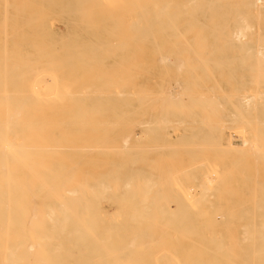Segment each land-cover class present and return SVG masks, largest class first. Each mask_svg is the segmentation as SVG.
<instances>
[{
    "label": "bare ground",
    "instance_id": "1",
    "mask_svg": "<svg viewBox=\"0 0 264 264\" xmlns=\"http://www.w3.org/2000/svg\"><path fill=\"white\" fill-rule=\"evenodd\" d=\"M50 1L52 3V0ZM85 1L80 0L82 4L83 2L84 3L88 2L89 0H87L86 2ZM90 1L93 2L94 0H90ZM95 1L97 4L96 5L97 7L99 8L102 7V4L99 5L98 4L99 2H97L99 0H95ZM105 1L106 0H104V2ZM112 1L113 2L115 1L114 3L117 4L119 0L117 1L112 0ZM133 1L134 0H130V1L128 0V3H127V0L126 1L123 0V2L122 0H120L119 1L120 3L119 2L118 3L120 5L121 3L122 4L127 3L125 4L127 5L126 7L125 6L123 7L124 4L122 5L123 10L125 12L126 8L129 11L130 8L132 9L131 7L132 5L135 7L136 6V4L134 5L135 2H137V5H139L138 0L134 1V3L132 4L131 2ZM139 1L141 2L142 5L147 6L149 4V2L148 4L147 2L146 4L142 3L143 1H147V0H143V1L139 0ZM148 1L152 2L149 4L150 5L149 9L155 10L154 13L152 12L153 10L151 11L153 13L152 14L153 17L155 15L157 16L155 21L152 19L151 14L149 15L151 17H148V19L149 18L151 19L150 20L151 25H153V23L157 25L156 22H160L157 25V28L155 25L154 26L149 25V20H148V25L146 24L147 19L145 18L148 15L145 18H142L141 22L139 21V19L144 16L143 15L144 12L146 14L151 13L150 10H148V8L144 7L145 8L144 9L141 4L140 5L142 8H140L139 11H136V8L138 7L137 9H139V6H136L134 8L135 10L132 9L131 11L130 9L129 11L131 15V16L129 15L131 17L129 20L130 22L128 21V23H125V25L123 24L121 28L122 30L123 28L125 30L127 29L125 28V26L134 27L135 25H137V27H141L142 25L141 23L143 22L147 26H150L146 28L145 25H143V28H142L143 30L147 32L150 31L149 33H146L147 36H144V37L150 38L151 36L152 38L150 40L153 42L156 41L155 44L152 43L153 45L156 46V48L157 46H160V47L166 46V48H163V49L158 47L160 49L157 48L154 51L152 50L151 51L152 53H150L149 51H141V49L138 47L139 45L137 46L133 42L132 44L129 43L132 40H136V39L138 40L141 37V35L144 33V31L143 33L141 32L142 34L140 35L138 33L140 32L138 31L140 28H138L137 30L135 29L136 27H134L132 29V33L138 31L137 33L139 34V36L136 33H133L134 36L133 34H130L131 29L130 30L128 29V32H126L127 30H125L126 34H124V31L120 32L121 28L119 31V27L122 24H120L119 26H116L118 28H113V26L111 25L109 27L108 25H106L107 28L106 27L100 28L102 30L109 29L108 30L109 35H110L109 33L110 31L112 30L115 31L114 32V34L116 33L115 36L114 35L109 36L111 40H114V42L112 43L110 42V44L107 43L108 41L103 42V43L102 42L95 43V42H90V41H84V39H81L80 38V36L82 35L80 33L81 31H76L77 28L75 26H70V25H73V24L75 25V24L80 23L86 26L93 21L92 17L93 15H95L96 12L100 16H104L101 13H104L105 10H103L104 8L103 9L101 8L99 11H96V9L90 11L95 6L94 7L92 6V8H90L89 5H93L94 2L92 4L91 3L83 4L85 5V7H82L83 5L81 6V3L78 0H76L75 5H77L78 7L80 6L79 9L83 8L82 11L78 9L81 12V14L80 13L77 14V10H76V8H78L77 6L75 7V10H76L75 13H72L69 10H68V13L70 14H68L67 12H62L60 14L56 12V14L60 16V19H58V22H60L63 25L62 29L57 28V26L55 28L53 27V25L50 26V21H49L50 27L48 31L50 32V36L52 37V41L48 45L49 50L48 48L42 50L44 46L40 47L41 49H39V47H36V45H34L33 43L24 44V45L14 43L13 41H11V39L10 40L5 39L6 36H3L4 39L0 42V227H3L2 228L3 231L1 230L2 231L1 238L3 241V245L1 244V240H0V244H1L0 254L1 255L4 254V256L2 255L3 264H30V263L31 264L32 263L34 264H166L167 261H169V264H182L179 251L182 248L185 249V246L181 245L178 235H181V232L182 233L186 232L187 229L189 230L187 232H190L191 229L189 227L191 226L189 225L192 222L188 220V222L190 223L189 225L187 223L186 224L187 226H184V225L181 226L182 222H184V220H181V219H182V216H184V218L185 216H188V217L190 216L194 218L198 217L197 213L198 211H200V209L196 208L197 212H193V210L190 209L193 213H196L195 214L196 217L193 213L192 215L194 216H191V214L188 213L189 209L186 208V206L188 205L187 204L183 205V204H185L184 200L185 199L187 200L189 198L190 194L188 195V193L190 192L187 193L186 189H184V187L181 186V183L183 182V180H178L177 178L178 176L175 174L173 170L172 171L176 175V178H177V180H174L173 182L175 183V185H178V187L175 186L176 188L172 190L173 192L169 191L170 187H169V190L164 187V185H167V184L168 186H170L171 183L174 184L172 180L165 181V179H167L166 177H169L168 179L171 178L170 174H172V171L170 172L168 170L170 168L169 167L170 165L166 167V165L164 164L165 168H167L166 170L165 169L164 170L166 172L169 171L170 173L169 174V173L164 172L165 174L163 173L162 175H167V174L169 175V176H165L164 177L165 179H164L163 177L162 178L159 177L160 175L158 174V172L155 174L156 178H154L152 174L150 173V171L147 169L149 165L140 164L143 160H145V158H142L144 154H141V152L147 150L146 148L148 147H146L147 145H144V147L141 148L140 147L141 145L139 146L140 144L139 143L138 149L136 150L134 149L135 138L133 137H135V134L133 133L132 130H133L135 123H138V125H140L142 129V132H141L142 134H140V136L141 135L143 136L144 134L145 135L143 136V138L145 139L144 141H147L152 136H155V138L157 137L156 131L160 127H161L160 129L164 131V134L162 136L168 137L169 133H167V130H166L167 128L174 129V128H178L176 127L177 125L182 127L186 123L200 121L201 117H199V115L201 116L202 114L203 116V113L202 111L200 112L201 114L198 112L200 111L198 110L200 108L198 107L199 102L196 100L197 99L196 96H195L196 98L194 96H191L192 89L191 88L189 89L188 84H186V82L190 83L191 81H194L190 83L191 85L193 83H196V81H198L199 76L202 77V75H204L203 77L205 78L206 75L207 77H209L208 76L209 74L211 75L210 77L212 78L213 75H212V72L210 71V68H211L210 65H209L210 67L208 66L209 69L207 68L208 70L206 68H203L204 65L202 61L208 57H206L207 55L204 54V52L206 51L203 52V51H200L199 47L197 48V44L207 43L206 46H208V43L213 42V40L216 38L217 40L223 39L224 41L223 44H226L225 45L226 47L228 43V50L230 49L229 43L231 42L233 44L234 41L235 42L237 41V43L239 42V45L241 47V44H242L241 42L248 40V38H246L247 34H249L251 30H253L252 23L257 17V14H261L262 12H264V0H156V1L148 0ZM3 2L5 3V0ZM28 2H30V0H28ZM28 2L27 3L25 2L26 4L25 8H27V5H29L30 3L31 4L34 3V2H30V3ZM78 2L80 5L78 4ZM106 2H108L109 5H111L110 4L111 1L107 0ZM129 2L131 4L129 5V8H128ZM4 3H2V5H4ZM19 3H21V1ZM23 3L20 5H23ZM6 4H7V1H6ZM107 4H104V5L106 6ZM119 4L114 5L116 6V10L119 7H121V6L118 7ZM151 4L154 5V8L153 7L151 8ZM87 5L90 9L87 7ZM13 6H14V11H15V8L17 7H15L16 6L15 4ZM114 6H112V8ZM22 7L23 6H21V9ZM85 8L87 9L85 10ZM112 8L110 7L111 9L110 13H112L115 9V8L113 9ZM106 9L110 11L109 8L106 7ZM146 9L149 12H147ZM127 10L125 12V15L129 14L127 13L128 12ZM142 10L144 12H142ZM84 11L87 12V14L85 13L86 15H88V12H90L91 14L90 17L92 19L90 23H88L89 15L86 17V15L83 14ZM93 11H96V12L92 14L91 12ZM100 11H103V12L99 13ZM106 11L104 14L108 15V16L107 15L105 16L106 21H107L109 20L108 17H112L111 15L112 14L114 15L115 13H112V14L109 13L110 14L109 16V14L106 13ZM140 11L143 14H141ZM4 12L5 11H3V8H2V11L0 12V26L1 25L3 26V22H6L4 20H5V16H7L6 14L7 12L5 13ZM20 12L23 13L21 10ZM132 12H133V16L134 15L136 16V17L134 16L136 19L133 18ZM31 13L33 14L32 11ZM97 13L96 15H98ZM139 13L141 14V16L140 15L138 16ZM3 14H4V17H3ZM56 14L53 13V15H56ZM61 14H63V17ZM79 14L80 15L83 14V16L86 17L87 22H84V20H82L84 18L83 16H80V18H75V16L76 15L79 16ZM121 14L122 13H120V15ZM64 15H65V18H64ZM119 16L117 17V19L118 18L121 19L120 17H122L123 15H121L120 17ZM159 16H161V20ZM34 17L31 20H30L31 17L28 18L29 21H32L34 23V20H33ZM115 17L116 16L114 15V18ZM123 17H126V16H123ZM105 18L103 19V21H101L102 19L99 20L100 23L105 22L104 21ZM37 19L38 18L35 17V21ZM29 21H27V25ZM114 21H116V23H119V21L116 19ZM123 21L124 20L120 22L124 23ZM39 23L40 22H38V24ZM95 25H97V23ZM2 26L1 28L4 29L5 24L3 27ZM36 26H39V25H36ZM84 26H79V28L83 29ZM92 27L93 25L91 23L90 28ZM106 30L104 34H106ZM2 31L3 30L1 29V34H3ZM117 31L120 32V35L121 33H123L122 35L124 36L121 35L120 37ZM157 31H158V35L156 34ZM15 32H13V34ZM108 34H107V37H108ZM20 35L21 37L20 36L19 37L22 38L23 37L22 34ZM128 35H130V37L132 35L131 41H130L131 38H129ZM250 35L252 36V34ZM9 36H12V34H10ZM118 36L120 37V41L118 39L119 38ZM251 36H249V39L250 40L252 39L253 42L256 41V44L253 46H251L250 44L249 45L251 47H254L255 49V50L253 49L254 54L256 52V55L258 54L261 55V56L258 55L257 57L259 59L260 58L263 59L261 60V63H260V65H263L262 61H264V46H261V45H263L264 43L263 42L264 41V30L262 31L261 36H259L258 34H256L253 37ZM122 37H125V38L123 39ZM145 38H143V40ZM125 39L126 41H123ZM140 40H138V42H140L142 45V43H145L146 39L144 40V42ZM259 41H261L260 43L262 42L263 43L260 45ZM244 44H243V47L245 48ZM178 45L179 46L185 45L189 47L188 49L179 50L175 48V46H178ZM190 45L192 46L196 45L195 46L196 48L194 50L199 49L198 51L202 52L205 55L203 58L202 57L203 54L201 55V53L199 52L200 53L199 55L197 53L198 57L197 55H195L196 56L195 60L197 58L199 59L203 58V60L197 59L199 60L201 66L198 63H194L191 66L193 68H197V67H199V69L203 68L205 71L201 69V71H199L201 72L200 75L197 74L198 71L197 72L191 71L192 69H190V65L188 64V63H191V58L190 60H188L189 57L186 56V54L188 55L189 52L191 53L194 52V50H192L193 48ZM234 46H231V48L234 49L235 48ZM28 47H32L34 49L29 50ZM167 47H170V48H167ZM209 47L210 46H208V50L210 49ZM242 50H243L242 52H245L246 48ZM251 51H252V48H251ZM242 52L239 51V53L241 54ZM246 52L249 53V50H247ZM166 53H174V54L176 53V56L179 53L180 54L182 53V55L184 53L186 57L184 58L182 57L184 61L182 63L184 64L186 62L189 65V69L185 70L183 68V66L185 67V65L180 64L182 65L181 67L185 70V73L175 72L174 71L175 69L173 70L172 68L167 66L169 61L168 63H165L164 60L166 59H163V57L165 58ZM247 53L246 54L243 53V54L246 56ZM150 56H152V58H150ZM176 56L175 57L173 56V57L176 59ZM179 56L180 55H178L177 58H178V61L181 62L182 59L180 57L181 60H179ZM199 56L202 58H200ZM238 56L240 55L238 54ZM137 57H142V58H137ZM173 57L172 59H174ZM186 58L188 61L184 60ZM234 58L236 59V57ZM192 59H193V56H192ZM243 59L242 61H245ZM246 61L247 63L250 62L248 59H246ZM257 61L253 60L252 64L249 63L250 65H248V72H251L252 69L254 70L257 67L260 68L259 64H257ZM207 62H208V59H207ZM241 64L242 62H240V66ZM230 66H231V69L230 68L228 69H230L231 71L232 65ZM235 68L236 67H234V69ZM262 69H264V67ZM206 70L208 72L207 74H206ZM252 73L251 75H249L250 73L248 74L249 75L248 78L252 76ZM253 77L254 75L252 76V78ZM255 77L258 78L257 76ZM205 80H207V78ZM260 80L264 81V78ZM176 81L179 82L182 90L181 91L179 90L178 92L177 90L173 89L178 93L175 92L177 95L171 96L169 95L170 93L167 94L168 89H170L168 88V86L171 87L173 84L175 85ZM208 81H210V79ZM252 81L250 82L252 83ZM255 81L256 83L258 81L259 84L256 85V83L253 82L255 84L254 86L258 87L260 84L264 85V82L261 83V81L257 79ZM171 82H174V83L171 85ZM202 84H203L202 86H205L203 82ZM244 86H242V88ZM186 87H188L190 91L186 89ZM206 89L207 88H205V90ZM235 89L236 88H234V90ZM209 91L211 90L209 89ZM236 91L237 93L239 92L238 90ZM206 92H207L206 94H210V92L208 93V90H206ZM212 92L213 91H211V94H210L211 97L213 96ZM222 92H224V90ZM237 93H234V94H237ZM150 94H153L152 97H150ZM222 95H224V93ZM253 95H255V93H253ZM256 95H255L256 98L254 100L252 96H249L247 94L246 95L241 94L242 97L239 96L240 97L239 100L241 102L239 101L238 102L242 104V108H245L243 107V105L245 106L248 105L249 108L248 107L245 108V110L248 112L250 110H247V109L252 110L254 108L252 111L255 110L254 111V114H255L258 110L257 107L255 108V105H253L254 107L252 108V106L249 105V103H251L253 100L254 101L253 103L255 104L256 102L258 104L256 105L259 106V110L257 114L259 112L264 113V110H263L264 109V102H263L264 94L256 93ZM232 96H233V92H232ZM234 96H236L234 97L236 99L237 95H234ZM258 97L259 98L261 97V99H259ZM194 98H195V101H194ZM205 98L207 97L205 96ZM257 98L260 100L259 102L261 103L257 101ZM208 99H210V97ZM211 99H210V102H211ZM236 100H238V98ZM196 101H197L196 106L198 109H195L196 106H194V108H191L189 103L190 102L195 103ZM149 102L150 104L154 105L153 109L155 111L160 110L159 113L161 114L152 113V115H150V113L148 114L149 111H146V113H142L141 111L148 110V107L150 106L148 105ZM176 107H177L176 110H178L179 108L183 109V113H181V110H178L180 113L179 116H176V115L174 116V113L172 114L173 112L172 108L173 110H175ZM236 107H238V105H236ZM136 109L138 113L134 112V110ZM230 110L231 109H229L228 111ZM196 112H198L199 115H197ZM242 112H241L242 116L247 117L249 115V117L251 118L250 116L251 111L249 112L248 115L247 114L243 115L245 114L244 113L245 111H242ZM257 114H255L254 116H257ZM259 114L262 115L261 113ZM203 118L204 117H202V119ZM245 118L243 117V119ZM240 119H242L241 116H240ZM240 119L238 118L239 122H242L243 119L242 120ZM252 119H250V121ZM204 120L206 121V119H203L201 120V122L202 121L204 122ZM225 120H228V119H225ZM245 120L249 121L247 118ZM245 120H244V123H245ZM254 120H257V118ZM204 123L206 125V122ZM212 124H213V121H212ZM212 124L210 123L209 125H212ZM184 127L186 128L189 127L190 129L189 128L188 129L193 131V128L190 125L184 126ZM206 127H208V125ZM188 129H184L182 131L184 133L180 135L184 141L186 140L185 137H187V141L190 143V145H192L194 143L193 141L194 139H191V138H193L195 134L192 135L193 134L192 131L190 132ZM199 130L197 128L196 132L199 133L200 132ZM215 132L216 131L213 130V133ZM172 133H175V132H172ZM201 133L202 134L207 133V131L205 132L201 131ZM211 133H212V130H210L208 135L210 136ZM202 134L199 133V135H201V138L204 135ZM197 135L195 137H197ZM208 135L206 136V138L209 137ZM227 136L230 137L229 134ZM145 137L146 138L148 137V139L146 140ZM213 137L212 139L211 137H209L208 140H205L203 138L205 142L202 143L203 140H201L199 136V139L201 140L199 141V143L200 142L201 143H200V148L199 147L197 148L198 151H200L202 147L207 148L205 144L210 145L209 144L210 142L213 143L212 142ZM188 138L189 140L193 141V143L189 141ZM153 139H151L152 143H155L156 140L153 142ZM138 140H143V139L141 138ZM147 142H149V140ZM242 143H243V140H242ZM155 144L154 145L151 144L153 145L154 148L149 147L150 149L151 148L154 149V150L152 149V151H157L158 148L160 147L161 148L164 147V150H165L167 146L171 147L172 145V144L164 145L162 142V146L160 147L157 146L158 148L156 147L157 149L155 150ZM196 144L199 146L198 139L196 141ZM173 145H172V148L175 147V143ZM185 145H188V144H185ZM227 147L229 146L227 145ZM179 148L180 146L178 147V149ZM189 148L190 147L187 146V149ZM230 148H232V146H230ZM235 148H238V147H235ZM197 149L195 148L194 150H197ZM135 151H138V153H135ZM184 151H185L184 152L185 156L188 155L187 157H190L189 154L186 152V148ZM190 151L194 154V152L189 149L188 152ZM176 152L178 153L179 151H176ZM176 152L174 153V155L177 154ZM147 153L148 152H146V154ZM135 154H137V157H138L137 167H134L135 161H136ZM167 155H169V153ZM192 157H190V159L188 158L190 162L191 160H193ZM195 157H197V155ZM162 159L163 157L159 158V156L157 158V160H162ZM154 160H153V163L157 161L155 160L154 162ZM149 162H151V160H149ZM165 162H167V160H165ZM194 162L195 161H193V163ZM156 163L154 164V166L158 167L159 165L157 166ZM187 163L188 162H186V164ZM199 164L201 163H197L193 166H195V168H199L198 167ZM189 167H190V164H189ZM203 167H205V165H203ZM190 169L192 170V166L191 168H188V170ZM200 169H201V166H200ZM160 170L162 169L160 168ZM180 172L183 173V170L180 169ZM206 173L204 175H206ZM175 175L174 177L172 176L173 179H176ZM201 176L203 177V175ZM205 177L207 181L210 180V178H207V175ZM217 177L219 178V176H216L214 178L216 179ZM159 178L163 179V181H165L166 183L164 184L162 180L159 181ZM192 179H193V176H192ZM206 179L204 178L203 181L205 182ZM215 179H213L212 181H215ZM207 181L205 183L206 186L207 184H209L207 183ZM158 183L159 184L162 183L160 184V186L161 185L162 186L160 187ZM155 185H158L159 187H155ZM200 185L198 184V187L202 188L203 185H201L202 187ZM191 189L193 190V188ZM31 190L33 191L36 190L39 192H31ZM46 190H56L58 193L56 191H54L56 193H53V192L46 193L45 192ZM63 190L65 192H63ZM82 190H89V191L91 190V192H86V191L83 192ZM78 191H82V192H78ZM200 191H202V189ZM200 193L198 195L201 198ZM204 194L205 193H203L202 195ZM61 197H66V198L61 200ZM196 198L197 197L193 196V199L191 197V200L194 201ZM170 200H172L174 203V204L172 203L173 208L169 207V204H167L168 202L170 203ZM188 200L191 201L190 199ZM197 200H195L194 202L191 201L190 203L193 204ZM182 201H184V203ZM38 203L40 204L38 205ZM198 203L196 202L195 205L193 204L194 205L193 208H195V206L198 205ZM31 205L37 206V208L35 207L34 209L35 211L33 212L34 214L32 213L31 207L33 206ZM105 206H107L108 208L106 209ZM183 206H184V209H183ZM38 208H41V210L39 209L38 211ZM36 210L38 211V214L36 213ZM191 211L189 212L191 213ZM217 212L219 211L216 210V213ZM216 213L214 214L216 215ZM219 215H220L219 217L222 216L221 214ZM238 218L240 219V217ZM229 219L228 221H231ZM228 221H225L226 225H229L231 223V222L229 223ZM199 223H201V221ZM204 223L206 224V221H204ZM207 224L209 223L207 222ZM262 224L264 225V223ZM202 225L204 226L203 223ZM244 225L247 227L246 224ZM245 226H244V229H247ZM197 228L199 229V227ZM255 229H257V227ZM258 229L260 230L261 227ZM247 230H243V231H247ZM250 233L249 234L244 233L246 234L247 237H245V235L243 234L244 238L241 239V241L242 240L247 241L248 239V241L250 240L252 242V240L250 239L251 238L250 236H252V239H253L254 235H251L252 233L251 234ZM257 233H259L258 236L260 238V241L261 240L264 241V237H263L264 235H262L263 233L261 231L259 232L258 230H257ZM195 234L197 236L196 232ZM228 234H229V231L227 232V235ZM230 235L231 234H229V237ZM243 235H241V237ZM213 237L214 235L211 238ZM180 238H182V235ZM219 239H222V234ZM37 240L40 241L41 243L37 242ZM231 240L230 242H232L234 245L236 242L233 241L234 239H231ZM35 242L40 243L42 247H44L43 250H45V252L41 250L40 252H36L38 254H35L33 252V247L35 245L34 244ZM190 242H193V240ZM219 242H220L219 243L220 246H218V241L215 242L216 244L212 243V245L214 244V247L218 246L219 247L218 249L224 248V250L225 248L228 247V246L226 247L225 242H224L225 245L223 244L224 247H222L221 245L222 242L221 241ZM196 243L195 245H197ZM256 243H257L256 245H258L257 247L259 248L261 243L260 244H258V242ZM199 245L201 246V244ZM235 245H237V243ZM262 245L263 244H261V247L259 249L257 248V250L261 251V253L264 252L263 251L264 247ZM167 246H168V249H166ZM192 246L193 244H191L189 247L192 249L194 248ZM245 246L246 245H244V247ZM247 246L248 248L250 246L251 248H253L251 244L250 246L249 245ZM189 247L186 246V251L190 250ZM222 249L217 250V251H222ZM207 250L209 251L210 249H207ZM224 250L222 251V253L221 252L218 253V256L220 255L219 257H221V255L223 256L224 254H225L224 256H226L227 253H225ZM2 251H4V253ZM198 251L199 250L197 249L194 253V254H197V256H198V253L196 252ZM259 251H257V253ZM210 252L213 253L214 251L210 250ZM250 252H252V249ZM184 254L187 257L188 253L186 252ZM262 254L264 257V253ZM262 254L259 253V255H262ZM1 255H0V259L2 258ZM29 257L30 258L32 257L31 259H33L34 262L33 260H31L32 262L29 263V260H28ZM197 259L198 258H196L195 260ZM246 262H248V260ZM188 263H191V262H188ZM192 263L194 262L192 261ZM197 263L198 262L196 261L195 264Z\"/></svg>",
    "mask_w": 264,
    "mask_h": 264
},
{
    "label": "rangeland",
    "instance_id": "2",
    "mask_svg": "<svg viewBox=\"0 0 264 264\" xmlns=\"http://www.w3.org/2000/svg\"><path fill=\"white\" fill-rule=\"evenodd\" d=\"M1 2H0V12L2 11V8H3V11H5V12H7L6 14H7V16H5V20L4 21H6V22H3V26H4V24H5V31H4V29L3 28H1V26H0V28L3 30L2 31V33L3 34H1V29H0V42L4 39V37L3 36H6L5 37V39H8V40H10L11 39V41H13L14 43H18V44H21V45H24V44H30V43H33L34 45H36V47H39V49H41L40 47H46V48H42V50L43 49H47L48 48V45L50 44V42L52 41V37L50 36V32L48 31V29H49V27L51 26V25H53V27L55 28L56 26H57V28H59V29H62L63 28V25L60 23V22H58V19H60V16L59 15H57L56 14V12H58L59 14L60 13H62V12H67L68 13V10L70 11V12H72V13H75V11L77 10V14L78 13H80L81 14V12L80 11H82V9L83 8H81V9H79V7L77 6V5H75L76 4V0H61V1H59V0H52V3H53V1H54V3L52 4L51 3V1L50 0H30V2H34V3H30V2H28V0H20L21 1V3H19L20 1L19 0H5V3L2 1V0H0ZM6 1H7V4H6ZM44 1V2H43ZM79 2H80V0H78ZM83 1H85V0H83ZM87 1V0H86ZM85 1V2H86ZM90 1V0H89ZM86 2V3H84L83 2V4H87V3H93V5H89V7L90 8H92V6L94 7L93 9H91L90 11H92V10H94V9H96V11H99L101 8L103 9V10H107L106 9V7L107 8H109L110 9V7L112 8V6H114V5H117V4H119L120 2V0L117 2V4H115L112 0H108V1H111L110 2V4L111 5H109V3L108 2H104V0H99V1H97V2H99L98 4L100 5V4H102V7H97L96 5V1L94 0L93 2L92 1H90V2ZM104 3H103V2ZM117 1V0H116ZM124 1H126V0H124ZM130 1V0H129ZM134 1H136V0H134ZM134 1L133 2H131L132 4L134 3ZM143 1V0H142ZM156 1V0H155ZM154 1V2H155ZM24 2V3H23ZM25 2L27 3H30L29 5H27V8H25L26 6V4H25ZM79 2H78V4H79ZM82 2V1H81ZM80 2V3H81ZM114 4H113V3ZM122 2H123V0H122ZM138 2H139V5H137V2H135L134 3V5L136 4V6H139V9H137L136 8V11H139L140 10V8H142L141 7V2L138 0ZM146 2H147V4H148V2H149V4L150 3H152V2H150V1H143L142 3L144 4H146ZM2 3H4V5H2ZM19 3V4H18ZM23 3V5H20V4H22ZM39 3H40V5H39ZM108 3V4H107ZM127 3H128V0H127ZM127 3H121V5L119 4L118 5V7L119 6H121L122 7V5H123V7L125 6H127V5H125V4H127ZM130 2H129V4H128V8H129V5L131 4ZM9 4V5H8ZM12 4V5H11ZM16 5L15 7H17V8H15V11H14V6L13 5ZM35 4V5H34ZM48 4V5H47ZM64 4H65V6H64ZM82 3H81V6L83 5ZM104 4H107L106 6L104 5ZM113 4V5H112ZM141 4V5H140ZM148 4V5H149ZM8 5V6H7ZM19 5V6H18ZM60 5V6H59ZM80 5V4H79ZM108 5H109V7H108ZM147 5V6H148ZM7 6V7H6ZM21 6H23L22 7V9H21ZM38 6V7H37ZM41 6V7H40ZM78 7V8H76V10H75V7ZM135 6V7H136ZM143 6V8L144 7H146V8H148V10H150V12L153 10V9H149L150 8V5L147 7L146 5H142ZM5 7V8H4ZM37 7V8H36ZM53 7V8H52ZM61 7H63V8H61ZM82 7H85V5H83ZM87 7H88V5H87ZM88 7V8H89ZM98 8V10H97V8ZM117 7V8H118ZM121 7H119L117 10H116V6H114L113 8H115L114 9V11L112 12V13H115L114 15L116 16L115 18H114V15L112 14V13H110L111 12V9H110V11H106V13H110V14H112L111 16L114 18H112V17H108L109 18V20H107L106 21V18H105V16L107 15V14H104L105 13V11H104V13H101V12H103V11H100L99 13H101V14H103L104 16H100L96 11H93V12H91L92 14L94 13V12H96L98 15H96V13H95V15H93V17H92V19H93V21H92V19H91V14H90V12H88V15H86L87 14V12H83V14L84 15H86V17L88 16L89 18H88V23H90L91 21V23H92V25H93V27L92 28H90V25H91V23L90 24H88V25H86L87 26V28H86V26H84V24H73V25H70V26H75L77 29H76V31H81L80 33L82 34L81 36H80V38L81 39H84V41H90V42H95V43H99V42H106V41H108L107 43L108 44H110V42L112 43V42H114V40H111V38L109 37L110 35H114L115 36V34H114V32L115 31H110L109 33H110V35L108 34V30L109 29H105L106 30V34H104L105 33V30L103 29H100V28H105L106 27V25H108V27L111 25V26H113V28H118V27H116V26H119L120 24H122L120 27H119V31H120V28L123 26V24L125 25V23H128V21L130 20V9H129V11L127 10V8L125 9V12H126V10L128 11L127 13H129L128 15H125V12H124V10H123V7L121 8ZM132 7V9L133 10H135L134 8V6L132 5L131 6ZM154 8V5H152L151 4V8ZM7 8V9H6ZM41 8H43V9H41ZM89 8V9H90ZM112 8V9H113ZM121 8V9H120ZM4 9H6V10H4ZM41 9V10H40ZM62 9V10H61ZM74 11H73V10ZM80 11H79V10ZM87 8H85V10H86ZM132 9H131V11H132ZM145 9V8H144ZM20 10L23 12V13H21L20 12ZM38 10V11H37ZM120 10H121V12H120ZM122 10H123V12H122ZM147 9H146V11L147 12H149ZM31 11L33 12V14L31 13ZM50 11V12H49ZM119 11V12H118ZM135 11V12H136ZM154 11L155 10H153L152 12L154 13ZM4 12V13H5ZM141 12V11H140ZM142 12H144L143 10H142ZM141 12V14H143ZM149 13V14H146L145 12H144V16L143 17H141L140 19H139V21L141 22V19L142 18H145L147 15V17L145 18V19H147V21H146V24L148 25V20H149V25H151L150 24V18L148 19V17H151V16H149L150 14L152 15L153 13ZM37 13V14H36ZM53 13L54 14H56V15H53ZM67 13H65V14H67ZM86 13V14H85ZM120 13H122L121 15H123V16H126V17H120L121 15H120ZM124 13V14H123ZM126 13V14H127ZM11 14H12V16H11ZM42 16H41V15ZM68 14H70V13H68ZM79 14V16H75V18H80V16H83V14L82 15H80ZM110 14H109V16H110ZM118 14V15H117ZM135 14V13H134ZM141 14L139 13L138 14V16L140 15L141 16ZM146 14V15H145ZM16 15V16H15ZM44 15V16H43ZM48 15V16H47ZM62 15V17H63V14H61ZM120 15V16H119ZM130 15V16H129ZM10 16V17H9ZM31 18H30V17ZM37 17L38 19H39V17H40V19L38 20H36L35 21V17ZM95 16V17H94ZM108 16V15H107ZM120 17L121 19L122 18H124V19H122V20H124L123 22L124 23H122V22H120V21H122L121 19H117V17ZM132 16H133V12H132ZM135 16V15H134ZM133 16V18L134 19H136L135 17ZM258 16H259V18H258ZM3 17H4V14H3ZM34 17V23L32 22V21H29V19L28 18H30V20L32 19ZM84 17V16H83ZM82 17V18H83ZM86 17H84L82 20H84V22H87L86 21ZM103 17V18H102ZM160 17V20H161V16H159ZM64 18H65V15H64ZM97 18V19H96ZM100 18V19H99ZM105 18V22H103L104 23V25H103V23L101 24L100 23V21L99 20H101V21H103V19ZM157 18V16L155 15L154 17H153V15H152V19L155 21V19ZM91 19V20H90ZM118 20L119 21V23H116V21H114V20ZM258 19V20H257ZM262 19H263V21H262ZM133 20V19H132ZM159 20V21H160ZM27 21H29V23H28V25H27ZM49 21H50V26H49ZM117 21V22H118ZM143 21V20H142ZM145 21V20H144ZM258 21V22H257ZM9 22V23H8ZM31 22V23H30ZM38 22H40L39 24H38ZM55 22V23H54ZM58 24H57V23ZM93 22H94V24H93ZM130 22V21H129ZM255 22H257V23H255ZM24 23H26V24H24ZM97 23V25H95ZM157 23V25L160 23V22H156ZM18 24V25H17ZM30 24V25H29ZM61 24V25H60ZM87 24V23H86ZM116 24V25H115ZM142 25H141V27H137V25H135L134 27H136L135 29H137L138 30V28H140L138 31H140V32H138V31H136V32H133V33H136V34H142L143 33V31H144V33L143 34H145V35H141V37H142V39H141V37L138 39V40H140V41H143L144 42V40H145V43H142V45H141V43L140 42H138V40L136 39V40H132V35H131V37H130V35H128V37L129 38H131L130 39V41L131 42H129L130 44H132V42L133 43H135L140 49H141V51H149L150 53H152L151 51L153 50H156L158 47H160V46H157V48H156V46L155 45H153L152 43H156V41L155 42H153V41H151L150 39L152 38L150 35H148V36H150V38L149 37H144V36H147L146 35V33H149V32H147V31H145V30H143L142 28H143V25H145V27L147 28V27H150V26H147L146 24H144V22L143 23H141ZM253 30H251V32L249 33V34H247V37L246 38H248V40H246V41H242L241 43V47H240V45H239V42L237 43V41L235 42H233V44L230 42L229 44H230V49L228 50V43H227V47L225 46L226 44H223V39H214L213 40V42H210V43H208V46H210L209 48V50H208V46H206V44H197V48L199 47L200 48V51H206V52H204V54L205 55H207L206 57H208V58H205L204 60H203V58H204V54L202 53V52H200V51H198L199 49H196V50H194L196 47V45H190L193 49L192 50H194V54L193 53H191V52H189L188 53V55L186 54V56H188L187 58H188V60H190V58H191V63H188L189 65H190V69H192L191 71H201V69H203V68H208V66L210 65L211 66V68H210V71L212 72V75H213V77L211 78L210 76L211 75H209L208 74V76L209 77H207V75L205 76V78L203 77L204 75H202V77H200L199 76V78H198V81H196V83H193V84H191V85H193V86H191L190 85V83H192V82H194V81H191L190 83H187L186 82V84H188V87H189V89L191 88L192 90H191V96H196L197 97V101L199 102V105H198V107H200L199 109L197 108V101L194 103V102H190L189 103V105L191 106V108H194V106H196L195 107V109H198V110H200V111H198L199 113L202 111V113H203V116H202V114H201V116L199 115V113L198 112H196V114L197 115H199V117H201V120H203V119H206V121L204 120V122H206V125H205V123L203 122H201V120L200 121H195V122H191V123H186L184 126H191L192 128H193V131L192 130H189L190 128L189 127H184V126H182V127H180V126H176V127H178V128H174V129H172V128H167L166 130H167V133H169V136L168 137H164V136H162L163 134H164V131H162V129H158L156 132H157V137L155 138V136H152L151 138H149L148 139V137L146 138V140L148 139L149 140V142H147V141H144L145 139L143 138V136H145L144 134H143V136L141 137L140 136V134H142L141 132H142V129H141V126L140 125H138V123H135V125H134V127H133V133L135 134V137H133V138H135V140H134V149L136 150V149H138V144H139V146L142 148V147H144V145H147L146 147H148V148H146L147 150L148 149H150L149 147H153V145L155 144V150L158 148L157 146H162V142H163V144L165 145V144H167V145H173L174 143H175V147H173L172 148V145H171V147H169V146H167L166 148H165V150H164V147L163 148H158V150L157 151H152V149L154 148H151L150 150H145L146 152H148L147 154H146V152L145 151H142V152H144V153H142L141 152V154H144L143 156H142V158H145V160H143L140 164H142V165H149L148 166V170L150 171V173L152 174V176L154 177V178H156V176H155V174L158 172V174L160 175L159 177H165V176H169L168 174L167 175H162L164 172L165 173H169V171L171 172L172 170L175 172V174L178 176L177 178H178V180H183V182L181 183V186H183L184 187V189H186V192L188 193V192H190V193H188V195H189V198L188 199H190L191 200V197H192V199H193V196L194 197H197L198 198V200H197V198L195 199V200H197L196 202L198 203V205H196V206H198V207H196L195 206V208H193L194 207V205L196 204V202L195 203H190L191 201L192 202H194L193 200H191V201H189L188 199L186 200H184L185 201V204H183L184 203V201H182L183 203V205H188V206H186V208L187 209H189L188 210V213L189 214H191V216H194L196 213H193V212H197L196 211V208H199L200 209V211H198V213H197V215H198V217H196V215H195V217L196 218H194V217H188V216H185V218H184V216H182V219L181 220H184V222H182V224H181V226H187L186 224L188 223V225L190 224L189 222H188V220L190 221V222H192L191 224L193 225V227L194 226H196V227H194L195 229L197 228V227H199V229L197 228L196 230L192 227V225L190 224L189 226H191V227H189L190 229H191V231L190 232H187V231H189L188 229H187V231L186 232H184V233H182L181 232V235H182V238H180L181 237V235H178L179 236V239H180V243H181V245H183V246H185V249H181L180 251H179V254H180V257H181V260H182V264L184 263V264H195L196 263V261L199 263V264H202V263H204V264H233V262H234V264H264V257H263V254L262 253H264V252H262L261 253V251H259V250H257V246L258 245H256L257 243L256 242H258V244H263L262 246L264 247V241L263 240H261L260 241V238H259V236H258V234L259 233H257V230L260 232H262V233H260V234H262V235H264V225L262 224V223H264V120H262V119H264V113L263 112H259V113H261L262 115H260L259 113V115L257 114V112H258V110H259V106H257L258 104L255 102V104L253 103L254 101L252 100V102L251 103H249V105H251L252 106V108L254 107L253 105H255V108L257 107V112L255 113V114H257V116H254L255 114H254V111H252L251 109H247V110H250L251 111V118L249 117V112L248 111H246L245 110V108H249V106L247 105V106H245V105H243V107H245V108H242V104L241 103H239V102H241L239 99H240V97L239 96H241V94L242 95H249V96H252V98H254V100H255V95H256V93H263L264 94V85L263 84H260L261 85V87H260V85L257 87V86H254L255 84L253 83V82H255L256 83V79L257 80H259V81H261V83H263L264 81L263 80H260V79H262V78H264V69H262L263 67H264V61H262V64L263 65H260V63H261V60H263V59H259L257 56L258 55H260V54H258V55H256V52H255V54H254V52H253V49H254V47H251V46H253V45H255L256 44V41H254L253 42V40L251 41L250 39H249V36H251L250 34H252V36L251 37H253V36H255L256 34H258L259 36H261V33H262V31L264 30V12H262L261 14H257V17L255 18V20L253 21ZM257 24H258V26H257ZM25 25V26H24ZM36 25H39V26H36ZM42 26V28H41V26ZM95 25V26H94ZM156 26V28H157V25L155 24V23H153V25H151V26ZM2 26V27H3ZM9 26V27H8ZM23 26V27H22ZM34 26V27H33ZM79 26H84L83 27V29H80L79 28ZM100 26H102V27H100ZM257 26V27H256ZM97 27V28H96ZM130 27V26H129ZM127 27V26H125V28H127V29H125V30H127L126 32H128V29L130 30L131 29V31H130V34H133L132 33V29L134 28V27ZM12 28V29H11ZM107 28V27H106ZM152 28V27H151ZM256 28H258V29H256ZM21 29V30H20ZM15 30H16V32H15ZM95 30H97V31H95ZM117 30V29H116ZM125 30H124V28H123V30H122V28H121V31L120 32H123L124 31V34H126V32H125ZM119 31H117V33H119V35H120V32ZM133 31H135V30H133ZM258 31V32H257ZM5 32V33H4ZM13 32H15L14 34H13ZM21 32V33H20ZM97 32V33H96ZM138 32V33H137ZM142 32V33H141ZM160 33V32H159ZM10 34H12V36H9ZM20 34H22V38H20L21 37V35ZM100 34V35H99ZM107 34H108V37H107ZM123 33H121V35H122ZM139 34H138V36H139ZM152 34H153V32H152ZM155 34V33H154ZM157 35H158V31H157V33H156ZM155 34V35H156ZM25 35V36H24ZM121 35H120V37H121ZM161 35V34H160ZM20 36V37H19ZM111 36V37H112ZM122 36H124V35H122ZM133 36H134V34H133ZM117 37V36H116ZM119 37V36H118ZM120 37L118 38L119 39V41H120ZM100 40H99V39ZM123 39L125 38V37H122ZM121 38V39H122ZM143 38H145L144 40H143ZM245 38V37H244ZM245 38V39H246ZM107 39V40H106ZM117 39V40H118ZM134 39V38H133ZM104 40V41H103ZM116 40V41H117ZM123 41H126V39L125 40H123ZM122 41V42H123ZM135 41V42H134ZM251 41V42H250ZM261 41H263V40H261ZM261 41H259V43L261 42ZM49 42V43H48ZM127 42H128V40H127ZM245 44H244V43ZM250 42V43H249ZM264 42V41H263ZM262 42V43H263ZM226 43V42H225ZM238 44V46H237V44ZM262 43H260V45L262 44ZM40 44V45H39ZM41 44H43V45H41ZM160 44V43H159ZM161 44H163V43H161ZM232 44V45H231ZM243 44L245 45V48H246V51L247 50H249V53H247L246 51L245 52H242L243 50L242 49H245L244 47H243ZM251 46H250V45ZM38 45V46H37ZM211 45H212V47H211ZM235 45V46H234ZM204 48H202V47ZM205 46V47H204ZM226 48H225V47ZM231 46H234L233 48L234 49H232L231 48ZM261 46H264V43H263V45H261ZM137 47V48H138ZM173 47V46H172ZM171 47V48H172ZM188 47L189 46H185V45H178V46H175V48L176 49H179V50H184V49H188ZM191 47H190V49H191ZM241 49H240V48ZM161 49H163V48H166V46H161L160 47ZM160 48H158V49H160ZM167 48H170V47H167ZM174 48V47H173ZM174 48V49H175ZM182 48V49H181ZM251 48H252V51H251ZM23 49H25V48H23ZM28 49L29 50H33L34 48H32V47H28ZM225 49V50H224ZM263 49V48H262ZM48 50H49V48H48ZM255 50V49H254ZM196 51V52H195ZM198 51V52H197ZM210 51V52H209ZM212 51V52H211ZM239 51H241L242 52V54L241 53H239ZM201 53V55H202V57H200V58H202V59H199V58H197V59H199V60H203L202 62H203V65H204V67L203 68H201V69H199V67H197L198 68V70H197V68H193V67H191L192 66V64H194V63H198L200 66H201V64H200V62H199V60H195V58H196V56L195 55H197V53L200 55V53ZM207 53V54H206ZM243 53H247V55L245 56ZM174 53H166L165 54V58L163 57V59H166L167 60V62H166V60H164L165 61V63H168V61H169V63L167 64V66L168 67H170V68H172L175 72H177V73H185V70H187V69H189V65L186 63H182V62H184L183 61V59H182V57L184 58V57H186L185 55H184V53H183V55H182V53L180 54H177V56L178 55H180L179 56V60H181V62L180 61H178V58H177V56H176V53L173 55ZM193 54V55H192ZM238 54L241 56V58L243 59V60H245L246 61V59H248L250 62V64H252V62H253V60L255 61H257L258 59L260 60H258L259 61V63H258V61H257V64H259V66H260V68L259 67H254V68H256V69H252V71L251 72H248V65H250L249 63H247V61H246V63H245V61H242V59L240 58V56H238ZM254 54V55H253ZM211 55V56H210ZM228 55V56H227ZM230 55H232V56H230ZM169 56H171V57H169ZM176 56V59L174 58V57ZM192 56H193V59H192ZM230 56V57H229ZM261 56V55H260ZM172 57L175 59H172ZM180 57H181V59H180ZM197 57H198V55H197ZM234 57H236V59L234 58ZM239 57V58H238ZM255 57H257V58H255ZM137 58H142V57H137ZM150 58H152V56H150ZM160 58V57H159ZM171 58V59H170ZM187 58L186 59H184L185 61L187 60ZM210 58V59H209ZM227 58H229V59H227ZM238 58V59H237ZM246 58V59H245ZM207 59H208V62H207ZM251 59V60H250ZM173 61V63H172V61ZM187 60V61H188ZM228 60H229V62L231 63H229L228 62ZM170 61H171V63H170ZM242 62V64H241V66H240V62ZM210 62V63H209ZM174 63H175V65H174ZM212 63V64H211ZM232 65V70L234 71V73H233V71L231 70L230 71V69H231V66L229 65ZM256 63V62H255ZM171 64V65H170ZM180 64H183V65H185V67L183 66V68L185 69H183L181 66L182 65H180ZM234 64V65H233ZM239 64V65H238ZM247 64V65H246ZM256 64V65H257ZM187 65V66H186ZM202 65V66H203ZM228 65H229V67H228ZM238 65V66H237ZM244 65H246V66H244ZM255 65V66H256ZM173 66H174V68H173ZM176 66V67H175ZM209 66V67H210ZM252 66V65H251ZM234 67H236L235 69H234ZM241 67V68H240ZM228 68H230V69H228ZM251 68V67H250ZM249 68V69H250ZM253 68V67H252ZM258 68H259V70H258ZM177 69H178V71H177ZM209 69V68H208ZM207 69V70H208ZM238 69V70H237ZM241 69V70H240ZM262 69V70H261ZM204 70V69H203ZM207 70H206V74L208 73L207 72ZM259 72H258V71ZM184 71V72H183ZM205 71V70H204ZM203 71V72H204ZM197 72V74H201V72H199L198 73ZM229 72H230V74H229ZM252 72H254V73H252ZM205 73V72H204ZM203 73V74H204ZM233 73V74H232ZM250 73V74H249ZM251 73H252V76L254 75V77L252 78V76H250L249 78H248V76L249 75H251ZM236 74V75H235ZM245 76H244V75ZM249 74V75H248ZM261 74H263V75H261ZM238 75V76H237ZM255 76H257L258 78H256ZM233 77V78H232ZM240 77H241V79H240ZM207 78V80H205ZM231 78H232V80H231ZM244 78V79H243ZM250 78H252V79H250ZM260 78V79H259ZM210 79V81H208ZM213 79V80H212ZM255 79V80H254ZM233 80H235V81H233ZM243 80H244V82H243ZM253 80V81H252ZM183 81V80H182ZM221 81V82H220ZM250 81H252V83L250 82ZM184 82V81H183ZM202 82L204 83V85L205 86H202L203 84H202ZM234 82V83H233ZM241 82V83H240ZM249 82V83H248ZM174 82H171V85L173 84ZM213 83V84H212ZM221 83V84H220ZM222 83H223V85H222ZM235 83H236V85H235ZM239 83V84H238ZM168 84H170V83H168ZM220 84V85H219ZM251 84H253V85H251ZM257 84H259L258 83V81H257V83H256V85ZM174 85V84H173ZM171 86V87H169L168 85V88H170V89H168V93L167 94H169V95H171V96H176L177 94L176 93H178L179 92V90L181 91L182 90V88L180 87L181 85L179 84V82H177L176 81V83H175V85L174 86ZM191 87H190V86ZM238 85H240V86H238ZM245 85V86H244ZM212 88H211V87ZM235 86V87H234ZM242 86H244L243 88H242ZM178 87V88H177ZM188 87H186V89H188ZM203 87H204V89H203ZM177 88V89H176ZM205 88H207L206 90H208V93L210 92V94H211V91H213L212 92V97H214V98H212L211 97V95L210 94H206L207 92H206V90H205ZM214 88V89H213ZM234 88H236L235 90H234ZM249 88V89H248ZM173 89H175V90H177L178 92H176L175 90H173ZM188 89V90H189ZM209 89L211 90V91H209ZM251 89V90H250ZM254 89H255V91H254ZM263 89V90H262ZM205 90V91H204ZM224 90V92H222ZM231 90H233V91H231ZM236 90H238L239 92V94L237 93V91ZM170 91V92H169ZM190 91V90H189ZM193 91H194V93H193ZM196 91V92H195ZM248 91V92H247ZM176 92V93H175ZM232 92H233V96H232ZM246 92V93H245ZM190 93V92H189ZM193 93V94H192ZM196 93V94H195ZM204 93V94H203ZM224 93V95H222ZM234 93H237V94H234ZM248 93H250V94H248ZM253 93H255V95H253ZM152 95L153 94H150V97H152ZM234 95H237V98H238V100H236L234 97H236V96H234ZM261 95V94H260ZM205 96L207 97V98H205ZM256 96H258V95H256ZM195 97V98H196ZM210 97V99H211V102H210V99H208ZM242 97V96H241ZM195 98H194V101H195ZM259 98V97H258ZM257 98V101L259 102L260 100L259 99H261V97L258 99ZM262 98H263V96H262ZM206 101H205V100ZM214 99V100H213ZM235 99V100H234ZM209 100V101H208ZM219 100H220V102H219ZM239 101V102H238ZM237 104H236V103ZM263 102H264V99H263ZM235 103V104H234ZM259 103H261V102H259ZM195 104V105H194ZM208 104H209V106H208ZM212 104V105H211ZM257 104V105H256ZM148 105H150L149 107H148V110H145V111H141L142 113H146V111H149L148 112V114L150 113V115H152V113H158V114H161V113H159L160 112V110H154L153 108H154V105L153 104H150V102H149V104ZM176 105V104H175ZM227 105V106H226ZM236 105H238V107H236ZM240 105V106H239ZM261 105H263V104H261ZM261 105H260V107H261ZM174 106V105H173ZM177 106V105H176ZM178 106H179V104H178ZM251 106H250V108H251ZM175 107V106H174ZM173 107V108H174ZM210 107V108H209ZM214 107V108H213ZM241 107V108H240ZM173 108H172V114L174 113V116L176 115V116H179L180 115V113H179V111L178 110H181V113H183V109H178V110H176L177 109V107L175 108V110H173ZM181 108H182V106H181ZM226 108V109H225ZM231 109L230 111H228L229 109ZM153 109V110H152ZM207 109H209V110H207ZM228 109V110H227ZM241 109V110H240ZM261 109H262V107H261ZM264 110V109H263ZM262 110V111H263ZM178 111V112H177ZM195 111H197V110H195ZM209 111V112H208ZM242 111H245L244 113L245 114H243V115H248L247 117L246 116H242ZM261 111V110H260ZM134 112H136V113H138V111H137V109L136 110H134ZM236 112H237V114H236ZM242 112V113H241ZM214 113V114H213ZM229 113V114H228ZM195 114V115H196ZM224 114V115H223ZM238 117H237V116ZM225 116V117H224ZM240 116L242 117V119H243V117L245 118H247L249 121H246L245 119H240ZM254 116V117H253ZM262 118H261V117ZM198 117V116H197ZM202 117H204L203 119H202ZM213 117V118H212ZM249 117V118H248ZM252 117H253V119H252ZM238 118L240 119V120H242V122H239V120H238ZM257 118V120H254V119H256ZM225 119H228V120H225ZM250 119H252L251 121H250ZM215 120V121H214ZM244 120H245V123H244ZM207 121H208V123L210 124H212V121H213V124L212 125H209L208 123H207ZM211 121V122H210ZM226 121V122H225ZM237 121V122H236ZM199 122V123H198ZM217 122V123H216ZM228 122V123H227ZM247 122H248V124H247ZM201 123V124H200ZM250 123V124H249ZM247 124V125H246ZM204 126V128H203V126ZM208 125V127H206ZM225 125V126H224ZM241 125V126H240ZM160 126V125H159ZM197 126V127H196ZM200 126V127H199ZM201 126H202V128H201ZM228 126V127H227ZM179 127H180V129H179ZM184 127V128H183ZM196 127V128H195ZM256 127H257V129H256ZM182 128V129H181ZM189 128V129H188ZM198 128V130L200 131L199 133L200 134H202L201 133V131L202 132H205V131H207V133H203L204 135H205V137H204V135H203V137L201 138V135H199V133H197L196 132V129ZM225 128V129H224ZM184 129H188L190 132L192 131V135H194L195 134V136L197 135V137H193V138H191V139H194L193 141H194V143H193V141H191V140H189V138H188V140L189 141H191L193 144L192 145H190V143L187 141V137H185L186 138V140L184 141L183 140V138L181 137V135L180 134H183L184 132H182ZM177 130V131H176ZM210 130H212V133H211V135L209 136L208 134H209V132H210ZM213 130H215L216 132V135H215V133H213ZM219 130V131H218ZM223 130V131H222ZM172 132H175V133H172ZM178 132V133H177ZM182 132V133H181ZM197 133V134H196ZM138 134H139V136H138ZM209 136V137H211V139H212V137H213V140H212V142L213 143H209L210 145H208V144H205L206 145V147L207 148H204V147H202L201 148V150L200 151H198V147L200 148V143H199V141H201V140H203V138L205 139V140H208L209 139V137L208 138H206V136L207 135ZM213 134V135H212ZM229 134V136L230 137H228L227 135ZM255 134V135H254ZM137 135V136H136ZM158 135H160V136H158ZM168 135V134H167ZM175 135V136H174ZM199 136H200V138H201V140L199 139ZM254 136V137H253ZM256 136V137H255ZM139 137V138H138ZM137 138V139H136ZM143 139V140H138V139ZM153 138H155V139H153ZM159 138H161V139H159ZM151 139H153V142L155 141V143H152V140ZM173 139H175V140H173ZM196 139V140H195ZM197 139H198V144H199V146L196 144V141H197ZM138 140V141H137ZM161 140V141H160ZM183 140V141H182ZM205 140H203V142L202 143H204L205 142ZM242 140H243V143H242ZM248 140H250V141H248ZM176 141V142H175ZM187 141V142H186ZM231 141V142H230ZM219 142V143H218ZM226 142V143H225ZM184 143V144H183ZM206 143H207V141H206ZM151 144H153V145H151ZM158 144V145H157ZM177 144V145H176ZM185 144H188V145H185ZM195 144V145H194ZM143 145V146H142ZM197 145V146H196ZM204 145V146H205ZM216 145H217V147H216ZM227 145L229 146V147H227ZM174 146V145H173ZM177 146V147H176ZM180 146V148L178 149V147ZM186 146V147H185ZM187 146L188 147H190L189 149L190 150H192L193 152H194V154L191 152H188L189 151V149H187ZM208 146H209V148H208ZM211 146V147H210ZM214 146V147H213ZM230 146H232V148H230ZM233 146H235V147H238V148H235V147H233ZM241 146V147H240ZM157 147V148H156ZM194 147V148H193ZM185 148H186V152L189 154V156L190 157H192V159L193 160H191V162H190V157H187L188 155H186L185 156ZM193 148V149H192ZM197 149V150H194V149ZM204 148V149H203ZM214 148V149H213ZM228 148V149H227ZM160 149V150H159ZM169 149V150H168ZM178 149V150H177ZM183 149V150H182ZM217 151H216V150ZM222 151H221V150ZM154 150V149H153ZM172 152H171V151ZM175 150V151H174ZM182 150V151H181ZM188 150V151H187ZM203 150V151H202ZM206 150V151H205ZM213 150V151H212ZM236 150V151H235ZM150 151H152V152H150ZM162 151V152H161ZM168 151V152H167ZM171 153H170V152ZM176 151H179L178 153L176 152ZM158 152V153H157ZM177 153V154H175L176 155V157H175V155H174V153ZM135 153H138V151H135ZM160 153H161V155H160ZM169 153V155H167ZM183 153H184V155H183ZM186 153V154H187ZM196 153V154H195ZM247 153V154H246ZM255 153V154H254ZM159 154V155H158ZM165 155V156H164ZM182 155V156H181ZM197 155V157H195ZM158 156H159V158H162L163 157V159L162 160H157V158H158ZM167 156V157H166ZM177 156H179V157H177ZM213 156V157H212ZM135 159H136V161H135V165H134V167H137L138 165V157H137V154H135ZM156 158V159H155ZM167 158V159H166ZM177 158V159H176ZM189 158V159H188ZM197 158V159H196ZM157 160V161H159V162H155V160ZM167 160V162H165V160ZM149 160H151V162H149ZM153 160H154V162L157 164V166L158 167H155L154 166V164L155 163H153ZM163 160H164V162H163ZM193 161H195L194 163H193ZM177 162H178V164H177ZM186 162H188L187 164H186ZM203 162V163H202ZM205 162V163H204ZM149 163V164H148ZM180 163H182V164H180ZM197 163H201V164H199V168H195V166H193V165H195V164H197ZM153 164V165H152ZM163 164V165H162ZM166 165V167L167 166H169L170 168H171V170H170V168L168 169L169 171L168 172H166L165 170L167 169V168H165V165ZM177 164V165H176ZM189 164H190V167H189ZM151 165H152V167H151ZM203 165H205V167H203ZM209 165V166H208ZM191 166H192V170L190 169V170H188V168H191ZM200 166H201V169H200ZM225 166V167H224ZM154 167H155V169H154ZM178 167V168H177ZM186 167H188V168H186ZM194 167V168H193ZM197 167V166H196ZM160 168L162 169V170H160ZM206 169V171H207V173H206V171H205V169ZM165 169V170H164ZM179 169V170H178ZM180 169L181 170H183V173H181L180 172ZM186 169V170H185ZM195 169V170H194ZM215 169V170H214ZM212 170V171H211ZM227 171V173H226V171ZM161 171V172H160ZM173 171H172V174H170L171 175V178L170 179H168L169 177H166L167 179H165V181L166 180H172V182L174 181V180H177V178H176V175L173 173ZM190 171H191V173H190ZM214 171V172H213ZM210 172V173H209ZM218 172V173H217ZM224 172H225V174H224ZM164 173V174H165ZM206 173V175H207V178H210V182H214L213 184L212 183H210L209 181H207V179H206V175H204ZM222 173V174H221ZM175 175V178L176 179H173L172 178V176L174 177V175ZM208 174H209V176H208ZM216 174V175H215ZM227 174V175H226ZM182 175H183V177H182ZM188 175V176H187ZM201 175H203V177L201 176ZM189 176H191V177H189ZM192 176H193V179H192ZM201 176V177H200ZM216 176H219V178L217 177L216 179L214 178V177H216ZM221 176V177H220ZM179 177H181V178H179ZM188 177H189V179H188ZM161 178H159V181H161L162 180V182H164V184L166 183L165 181H163V179H161ZM186 180H185V179ZM194 178H195V180H194ZM204 178L206 179L205 180V182L203 181L204 180ZM213 179H215V181H212ZM157 180H158V178H157ZM194 180V181H193ZM217 180V181H216ZM206 181H207V183H209V184H207V186H206ZM167 182H169V181H167ZM169 183H171V182H169ZM174 183V182H173ZM203 183V184H202ZM157 184V183H156ZM159 184V183H158ZM160 184H162V183H160ZM160 184H159V186H160ZM191 184V185H190ZM198 184L200 185H203V187H204V189H203V187L202 188H200V187H198ZM204 184H205V186H204ZM170 185V184H169ZM174 185V186H173ZM158 185H155V187H159ZM162 186V185H161ZM160 186V187H161ZM167 186H168V184L167 185H164V187L166 188V189H168L169 190V187H170V190L169 191H171V192H173L172 190H174L176 187L175 186H177L178 187V185H175V183L174 184H172L171 183V185L170 186H168V188H167ZM173 186V187H172ZM194 186V187H193ZM208 187V188H207ZM223 187V188H222ZM152 188H153V186H152ZM151 188V189H152ZM187 188H189V189H187ZM191 188H193V190L191 189ZM212 188V189H211ZM202 189V191H200ZM215 189V190H214ZM223 190H225V191H223ZM43 191V190H42ZM42 191H40V192H42ZM54 191H56V190H46L45 192L46 193H56V192H54ZM83 192H91V190L89 191V190H82ZM82 191H78V192H82ZM206 191V192H205ZM223 191V192H222ZM28 192H30V191H28ZM31 192H39V191H36V190H31ZM59 192H60V190H59ZM61 192H62V190H61ZM63 192H65L64 190H63ZM201 192V193H200ZM225 192V193H224ZM58 193V192H57ZM193 195H192V194ZM200 193V195H201V198H202V200H201V198L199 197V194ZM203 193H205L204 195H202ZM207 193V194H206ZM209 193H210V195H209ZM192 195V196H191ZM196 195H198V196H196ZM204 196H206V197H204ZM211 196V197H210ZM66 197H61V200H63V199H65ZM58 199V198H57ZM199 200H201V201H199ZM205 201V202H204ZM209 203H208V202ZM207 202V203H206ZM173 201L172 200H170V203L168 202L167 204H169V207H171V208H173ZM211 203V204H210ZM40 203H38V205H39ZM211 205V206H210ZM31 206H33V205H31ZM257 206V207H256ZM260 206V207H259ZM34 207V208H33ZM33 207H31L32 208V213L33 212H35L34 211V209H35V207L37 208V206L36 205H34ZM39 207V206H38ZM210 207V208H209ZM259 207V208H258ZM105 208L107 209L108 207L107 206H105ZM254 208V209H253ZM256 208V209H255ZM262 208V209H261ZM39 209L41 210V208H38V211H39ZM183 209H184V206H183ZM186 209V210H187ZM193 210V212L191 211V210ZM31 210V209H30ZM198 210V209H197ZM214 210H215V212H214ZM216 210H218L219 212H217L216 213ZM38 211L36 210V213L38 214ZM107 211H109V210H107ZM189 211H191V213L189 212ZM207 211V212H206ZM210 211V212H209ZM242 211H244V212H242ZM204 212V213H203ZM247 212H249V213H247ZM253 212H254V214H253ZM192 213L194 214V215H192ZM214 213H216V215L214 214ZM242 213V214H241ZM34 214V213H33ZM203 214V215H202ZM212 216H211V215ZM214 214V215H213ZM219 214H221L222 216H223V218H222V216L221 217H219L220 215ZM230 214V215H229ZM244 214V215H243ZM261 214V215H260ZM205 215V216H204ZM225 215V216H224ZM230 217V219H229V217ZM263 216V217H262ZM201 217V218H200ZM210 217V218H209ZM238 217H240V219L238 218ZM212 218V219H211ZM222 218V219H221ZM242 218V219H241ZM209 219V220H208ZM219 219H220V221H219ZM228 219L229 220H231V221H228ZM180 220V221H181ZM187 220V221H186ZM194 220H196V221H194ZM216 220V221H215ZM185 221H186V223H185ZM201 221V223H199ZM204 221H206V224L204 223ZM215 221V222H214ZM225 221H228L230 224L229 225H226L225 224ZM254 221V222H253ZM207 222L209 223V224H207ZM228 222H226V223H228ZM181 223V222H180ZM184 223V224H183ZM202 223L204 224V226L202 225ZM196 224H198V225H196ZM244 224H246L247 225V227L244 225ZM261 224H262V226H261ZM210 228H208L207 226ZM210 225V226H209ZM233 225V226H232ZM248 229H244V226ZM261 227V229L259 230L258 228H260ZM212 227V228H211ZM214 227V228H213ZM226 227H228V228H226ZM257 227V229H255ZM2 228L3 227H0V238H1V234H2ZM203 228V229H202ZM206 228V229H205ZM207 228H208V230H207ZM216 228V229H215ZM193 229V230H192ZM201 229V230H200ZM249 229H250V231H251V233H250V231H249ZM263 229V230H262ZM2 230V231H1ZM218 230V231H217ZM243 230H247V231H249V232H247V231H243ZM256 230V231H255ZM205 231V232H204ZM207 231V232H206ZM229 231V234H231L230 235V237H229V234L227 235V232ZM194 232V233H193ZM195 232L197 233V236H196V234H195ZM203 233V234H201V233ZM211 232V233H210ZM224 232H225V234H224ZM233 232V233H232ZM222 234V239H219L220 237H221V234ZM244 233H250L251 235H254V237H253V239H252V236H250L251 238V240H252V242L249 240L248 241V239H247V241H241V239H243L244 238V235H245V237H247L246 236V234H244ZM184 234H185V236H184ZM192 234V235H191ZM220 234V235H219ZM243 235L242 237H241V235ZM202 235V236H201ZM214 235V237L213 238H211L212 236ZM199 236V237H198ZM201 236V237H200ZM226 236V237H225ZM188 237V238H187ZM217 237V238H216ZM228 237V238H227ZM232 237H234V238H232ZM264 237V236H263ZM186 238H187V240H186ZM191 240H190V239ZM234 239L233 241H235L236 243H237V245H233V243L232 242H230V240L231 239ZM235 238H236V240H235ZM249 238V237H248ZM185 239V240H184ZM217 239V240H216ZM228 239H230V240H228ZM261 239H263V238H261ZM1 240V244L3 245V241H2V238L0 239ZM188 240H190V241H192L193 240V242H190V241H188ZM201 240V241H200ZM216 240V241H215ZM223 240V241H222ZM218 241V246H220V242L219 241H221L222 243H221V245H222V247H224L223 246V244H224V242H225V244H226V247L227 248H229V249H227V248H225V250H224V248L222 249L221 247V249H222V251L224 250V252L225 253H227L226 254V256H222L221 255V257H219L218 256V253L219 252H221L222 253V251H217V250H221V249H218L219 247L217 246H215L214 247V244L212 245V243H215V242H217ZM232 241V240H231ZM37 242H40V241H38L37 240ZM197 242V243H196ZM228 242H230V243H228ZM255 242V243H254ZM41 243V242H40ZM40 243H34V244H32V245H34V247H33V252L35 253V254H38V253H36V252H40L41 250L42 251H44L45 252V250H43V248L44 247H42V245L40 244ZM195 243L197 244V245H195ZM249 243V244H248ZM253 243V244H252ZM0 244V245H1ZM191 244H193V246L192 247H194V248H190L189 246L191 245ZM199 244H201V246L199 245ZM216 244V243H215ZM224 244V245H225ZM250 244L253 246V248H251V246H250ZM261 244H260V246H259V248L261 247ZM40 247H39V246ZM205 245V246H204ZM244 245H246L245 247H244ZM247 245H249L250 247L248 248V246ZM255 245V246H254ZM186 246H188L189 248H190V250L189 251H186ZM207 246H208V248H207ZM238 246H239V248H238ZM3 247V246H2ZM38 247H39V249H38ZM205 247V248H204ZM236 247V248H235ZM255 247H256V249H255ZM262 247V248H263ZM1 248V247H0ZM29 248V247H28ZM217 248V249H216ZM245 248H247V249H245ZM258 248V249H259ZM166 249H168V246L166 247ZM199 250L198 252H196V253H198V256H197V254H194L195 253V251L196 250ZM207 249H210V250H213L214 252V254L212 253V252H210V250L208 251ZM248 249H249V251H248ZM251 249H252V252H253V254H252V252H250L251 251ZM264 249V248H263ZM2 250V249H1ZM4 250V249H3ZM20 250H22V249H20ZM195 250V251H194ZM243 250H245V251H243ZM254 250V251H253ZM200 251H201V253H200ZM215 251H217V252H215ZM227 251V252H226ZM247 251V252H246ZM256 251V252H255ZM257 251H259L258 253H257ZM264 251V250H263ZM3 253H4V251H2ZM188 253V255H187V257H186V255L184 254V253ZM229 253V254H228ZM243 253V254H242ZM257 253V254H256ZM259 253L260 254H262V255H259ZM256 256H255V255ZM1 255V254H0ZM3 256H4V254H2ZM1 255V256H2ZM185 255V256H184ZM206 255V256H205ZM209 255V256H208ZM217 255V256H216ZM248 255V256H247ZM3 256H2V260L0 259V264H3ZM197 256V257H196ZM239 258H238V257ZM243 256V257H242ZM259 256V257H258ZM184 257V258H183ZM32 258V257H31ZM30 257H29V263L30 262H32L31 260H33V259H31ZM186 258V259H185ZM196 258H198L197 260H195ZM246 258V259H245ZM253 258V259H252ZM259 258V259H258ZM263 258V259H262ZM185 259V260H184ZM218 259V260H217ZM229 259V260H228ZM232 259V260H231ZM168 260V259H167ZM187 260V261H186ZM194 262V263H192V261ZM216 260V261H215ZM248 260V262H246ZM231 261H233V262H231ZM241 261H243V262H241ZM33 262H34V260H33ZM186 262V263H185ZM188 262H191V263H188ZM256 262V263H255ZM169 264V261H167L166 262V264ZM197 263V264H198ZM31 264V263H30ZM32 264H34V263H32Z\"/></svg>",
    "mask_w": 264,
    "mask_h": 264
}]
</instances>
